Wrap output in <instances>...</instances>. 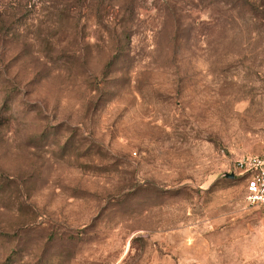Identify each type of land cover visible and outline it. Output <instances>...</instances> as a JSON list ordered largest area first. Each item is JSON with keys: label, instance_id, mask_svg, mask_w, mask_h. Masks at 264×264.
<instances>
[{"label": "rangeland", "instance_id": "rangeland-1", "mask_svg": "<svg viewBox=\"0 0 264 264\" xmlns=\"http://www.w3.org/2000/svg\"><path fill=\"white\" fill-rule=\"evenodd\" d=\"M246 156L264 0H0V264H264Z\"/></svg>", "mask_w": 264, "mask_h": 264}, {"label": "built area", "instance_id": "built-area-1", "mask_svg": "<svg viewBox=\"0 0 264 264\" xmlns=\"http://www.w3.org/2000/svg\"><path fill=\"white\" fill-rule=\"evenodd\" d=\"M234 167L244 177L247 202L260 207L264 214V157H241Z\"/></svg>", "mask_w": 264, "mask_h": 264}]
</instances>
